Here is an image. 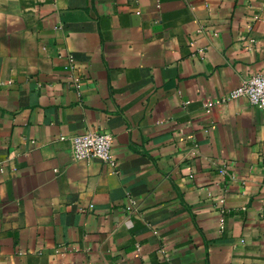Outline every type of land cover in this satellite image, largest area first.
<instances>
[{"label":"crops","instance_id":"obj_1","mask_svg":"<svg viewBox=\"0 0 264 264\" xmlns=\"http://www.w3.org/2000/svg\"><path fill=\"white\" fill-rule=\"evenodd\" d=\"M257 72L264 0H0V264H264Z\"/></svg>","mask_w":264,"mask_h":264},{"label":"built area","instance_id":"obj_2","mask_svg":"<svg viewBox=\"0 0 264 264\" xmlns=\"http://www.w3.org/2000/svg\"><path fill=\"white\" fill-rule=\"evenodd\" d=\"M67 63L65 69L69 71V83L79 88L80 75L78 73V65L75 58L67 55ZM10 84V81H7ZM3 83L0 82V87ZM245 98L247 102L259 109L264 110V72H257L246 79L239 85L235 86L228 93L227 99ZM225 100L221 98L220 101ZM214 101H207L206 107H212ZM215 127L212 125V128ZM71 150L75 159H91L96 158L111 166H115L116 162L112 155V136L109 132H85L74 135L71 140ZM134 212L133 206L127 208V213ZM220 228L224 227V219L219 218Z\"/></svg>","mask_w":264,"mask_h":264}]
</instances>
